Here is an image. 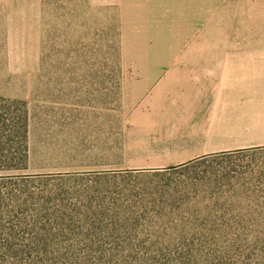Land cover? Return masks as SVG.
<instances>
[{
	"label": "rangeland",
	"instance_id": "374dc122",
	"mask_svg": "<svg viewBox=\"0 0 264 264\" xmlns=\"http://www.w3.org/2000/svg\"><path fill=\"white\" fill-rule=\"evenodd\" d=\"M118 2L0 0V99L29 116L26 166L0 180V264H264V117L164 152L186 133L142 120L126 67L170 27Z\"/></svg>",
	"mask_w": 264,
	"mask_h": 264
},
{
	"label": "crops",
	"instance_id": "0c3cea01",
	"mask_svg": "<svg viewBox=\"0 0 264 264\" xmlns=\"http://www.w3.org/2000/svg\"><path fill=\"white\" fill-rule=\"evenodd\" d=\"M118 4L133 11L135 26L170 27L165 31L172 35L170 48L133 50L127 56L140 60L126 67L134 75V99L150 106L142 120L173 121L176 125L168 128L186 133L179 142L168 143L171 148L164 152L177 158L195 156L176 153L177 143L226 124L264 117V0H119ZM226 149L198 155L230 151Z\"/></svg>",
	"mask_w": 264,
	"mask_h": 264
},
{
	"label": "trees",
	"instance_id": "16d2710c",
	"mask_svg": "<svg viewBox=\"0 0 264 264\" xmlns=\"http://www.w3.org/2000/svg\"><path fill=\"white\" fill-rule=\"evenodd\" d=\"M28 124L23 102L0 99V180L10 179L15 176L12 172L25 168L29 158ZM9 143L15 147L8 148Z\"/></svg>",
	"mask_w": 264,
	"mask_h": 264
}]
</instances>
